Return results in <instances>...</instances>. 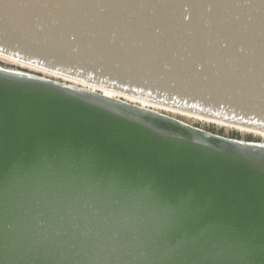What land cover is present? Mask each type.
<instances>
[{
  "label": "water",
  "instance_id": "1",
  "mask_svg": "<svg viewBox=\"0 0 264 264\" xmlns=\"http://www.w3.org/2000/svg\"><path fill=\"white\" fill-rule=\"evenodd\" d=\"M0 55L264 132L261 0H0ZM188 130L0 69V264H264V148Z\"/></svg>",
  "mask_w": 264,
  "mask_h": 264
},
{
  "label": "bare ground",
  "instance_id": "2",
  "mask_svg": "<svg viewBox=\"0 0 264 264\" xmlns=\"http://www.w3.org/2000/svg\"><path fill=\"white\" fill-rule=\"evenodd\" d=\"M0 58L2 59H6L8 61L20 64L22 66H25L27 68H31L34 70H38L40 72H44L46 74H50L56 78H60L62 80L65 81V83H60L57 81H52L43 77H36L34 75H32L31 73H27L24 71H19V70H15V69H10V68H6V67H2L0 65V69H5L8 72L11 73H15L17 75H22L25 77H29L32 80H36V81H40V82H44L46 84H50V85H56L57 87H61L64 88L67 91H70L71 93L77 95V96H90V98H95L97 100H99L104 106L108 107V108H119L120 106H122L123 108H128L129 110L136 112V113H142V114H146L148 116H152L157 120H161L163 123L167 122L170 124V128H171V132L170 135H176V134H182L179 133L182 131H189L188 128H193L194 132L198 133L201 136H206L207 141H205L204 139H197L192 137L191 134L187 133V135H185V137L187 139L190 140H194V141H198L204 144H208L211 145V143L209 142H232V143H238L240 145L243 146H247V147H262L264 148V142H250V141H244V140H234V141H229L230 138H226V137H222L210 132H203L201 129H196L193 126H190L186 123H183L177 119H174L172 117H169L167 115H165L162 111H166V112H170L172 114H178V115H182V116H186V117H191V118H195V119H199V120H203L209 123H214V124H218V125H222V126H227V127H231L234 129H238L247 133H254L257 134L261 137L264 138V132L262 131H257V130H253V129H249L246 127H242V126H238V125H234V124H230V123H226V122H222V121H218L212 118H207V117H203L200 115H196L190 112H185V111H180V110H176L173 108H169L160 104H156V103H152L146 100H142L136 97H132V96H127L125 94H121L119 92L116 91H112V90H108L105 88H101L92 84H88L76 79H72L69 78L67 76L64 75H60L57 73H53L23 62H19L16 61L14 59L8 58L6 56L0 55ZM29 74V75H28ZM49 80V81H48ZM212 146V145H211Z\"/></svg>",
  "mask_w": 264,
  "mask_h": 264
},
{
  "label": "clouds",
  "instance_id": "3",
  "mask_svg": "<svg viewBox=\"0 0 264 264\" xmlns=\"http://www.w3.org/2000/svg\"><path fill=\"white\" fill-rule=\"evenodd\" d=\"M242 257L233 252H220L213 241L196 239L181 248L165 250L150 258V264H241Z\"/></svg>",
  "mask_w": 264,
  "mask_h": 264
},
{
  "label": "rangeland",
  "instance_id": "4",
  "mask_svg": "<svg viewBox=\"0 0 264 264\" xmlns=\"http://www.w3.org/2000/svg\"><path fill=\"white\" fill-rule=\"evenodd\" d=\"M0 65L6 68H10V69H15V70H19V71H24L27 73H31L34 75H39L40 77L42 76L43 78L52 80V81H57L60 83H65L64 80L60 79V78H56L50 74H46L44 72H40L38 70H34V69H29L25 66H22L20 64L8 61L6 59H2L0 58ZM165 115L172 117L174 119H177L183 123H186L190 126H193L195 128H199L201 130L222 136V137H226V138H230V139H238V140H244V141H250V142H264V138L254 134V133H247L238 129H234L231 127H227V126H222V125H218V124H214V123H209L203 120H199V119H195V118H191V117H186V116H182V115H178V114H172L170 112H164L162 111Z\"/></svg>",
  "mask_w": 264,
  "mask_h": 264
},
{
  "label": "snow or ice",
  "instance_id": "5",
  "mask_svg": "<svg viewBox=\"0 0 264 264\" xmlns=\"http://www.w3.org/2000/svg\"><path fill=\"white\" fill-rule=\"evenodd\" d=\"M114 3H119L121 0H113ZM261 2H264V0H261ZM69 4L73 5H79L82 7H87L93 3V0H68ZM181 210L179 208L173 207L170 209V218L176 219L180 216Z\"/></svg>",
  "mask_w": 264,
  "mask_h": 264
}]
</instances>
